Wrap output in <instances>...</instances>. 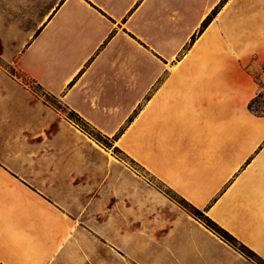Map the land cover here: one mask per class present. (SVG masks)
Here are the masks:
<instances>
[{
  "label": "crops",
  "instance_id": "0c3cea01",
  "mask_svg": "<svg viewBox=\"0 0 264 264\" xmlns=\"http://www.w3.org/2000/svg\"><path fill=\"white\" fill-rule=\"evenodd\" d=\"M221 1L0 0V59L264 260V13L191 44ZM134 171L0 66V264H256Z\"/></svg>",
  "mask_w": 264,
  "mask_h": 264
},
{
  "label": "rangeland",
  "instance_id": "374dc122",
  "mask_svg": "<svg viewBox=\"0 0 264 264\" xmlns=\"http://www.w3.org/2000/svg\"><path fill=\"white\" fill-rule=\"evenodd\" d=\"M229 2V0L227 1ZM226 2V3H227ZM225 3V4H226ZM233 9H236V13L239 14L241 17H247L248 19L252 16H256L257 13H260L263 11L264 13V0H234L233 1ZM250 21V20H249ZM252 24H249V30L254 29ZM259 41V40H258ZM241 45L239 44H232L233 50H238ZM249 51H251L250 47L255 48V46H259L261 48V51L264 54V43L262 45L259 43L256 44H249ZM257 60V59H254ZM0 66L3 67L7 72H9L11 75L15 76L19 82L27 86L30 90L33 91V93L43 100L44 102H47L49 105L54 107L57 110H60L63 112L64 117L68 118L73 122L79 129H81L83 132L84 129H86L88 132H91L96 135V132H94L92 129L86 126L84 122H82L73 112L66 109L58 100V98L52 97L47 92H45L41 87L36 85L33 80H31L29 77H27L25 74L20 73L16 71V69L13 67V65L5 64L0 59ZM254 79L258 85V87L261 89L264 86V59L261 60V64L258 66L257 70L254 74ZM261 91V90H260ZM259 91V92H260ZM90 138L91 136L86 133ZM93 139V138H92ZM94 140V139H93ZM95 141V140H94ZM96 142V141H95ZM98 143V142H97ZM103 149H110L112 152V156L119 162L125 164L129 168L135 170L134 172L142 178L145 182L151 185L152 189L150 188H144L140 186H136V195H139L140 199V206L139 210H154L158 212H173V211H182L191 217L195 218L196 220L203 223L205 220V213H203L200 210H197L190 206L186 201H184L182 198H180L177 194H175L172 190L168 189L166 186L161 184L159 181H157L155 178L151 177L149 174H147L141 167H139L137 164L132 162L129 158H127L119 149H114L111 145L112 142H108L106 146L103 144L98 143ZM112 160V159H111ZM106 162V160H105ZM151 203V205H150Z\"/></svg>",
  "mask_w": 264,
  "mask_h": 264
},
{
  "label": "trees",
  "instance_id": "16d2710c",
  "mask_svg": "<svg viewBox=\"0 0 264 264\" xmlns=\"http://www.w3.org/2000/svg\"><path fill=\"white\" fill-rule=\"evenodd\" d=\"M227 1L228 0H222L220 2V4H218L216 6V8L211 12V14L204 20V22L202 23L198 33L192 37L191 44H193L195 42L197 36L201 35L204 32V30L210 25V23L213 21V19L217 16L219 10L224 6V4ZM248 108L253 114H255L257 116L264 117V86L261 88V91L253 99H251V101L249 102ZM79 119L82 122H84L81 118H79ZM84 123L86 124L87 127H89L94 132H96V135H95L91 132H88L86 129L82 128L84 130V132L88 133L91 136V138H93L96 142L106 146L107 141L113 142L115 140V138L110 139V138L102 135L99 131L92 128L89 124H87L86 122H84ZM111 146L113 147V145H111ZM202 224L207 229H209L211 232H213L216 236H218L222 241H224L225 243L230 245L232 248H234L236 251L241 253L247 259L254 261L256 264H264V260L262 258H260L254 251H252L246 245L241 243L235 236H233L231 233H229L227 230H225L223 227H221L215 221L210 219L208 216H205V220L203 221Z\"/></svg>",
  "mask_w": 264,
  "mask_h": 264
}]
</instances>
